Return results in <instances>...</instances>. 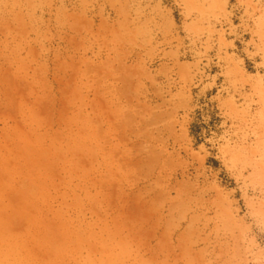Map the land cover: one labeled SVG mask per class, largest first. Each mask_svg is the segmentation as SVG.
<instances>
[{
  "label": "rangeland",
  "instance_id": "obj_1",
  "mask_svg": "<svg viewBox=\"0 0 264 264\" xmlns=\"http://www.w3.org/2000/svg\"><path fill=\"white\" fill-rule=\"evenodd\" d=\"M0 264H264V0H0Z\"/></svg>",
  "mask_w": 264,
  "mask_h": 264
}]
</instances>
